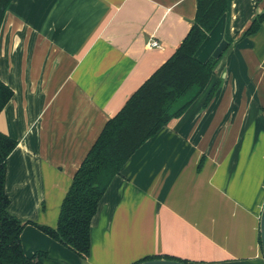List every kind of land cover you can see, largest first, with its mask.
Returning a JSON list of instances; mask_svg holds the SVG:
<instances>
[{
    "label": "crops",
    "instance_id": "crops-1",
    "mask_svg": "<svg viewBox=\"0 0 264 264\" xmlns=\"http://www.w3.org/2000/svg\"><path fill=\"white\" fill-rule=\"evenodd\" d=\"M197 0H12L0 27V80L12 97L0 132L7 212L55 228L72 177L105 122L176 50ZM264 0H229L195 53L217 58L198 98L142 144L102 195L82 259L33 224L20 234L43 264H264ZM157 41L160 48H148ZM214 93L203 105L209 91ZM200 164V167L198 168Z\"/></svg>",
    "mask_w": 264,
    "mask_h": 264
},
{
    "label": "trees",
    "instance_id": "trees-1",
    "mask_svg": "<svg viewBox=\"0 0 264 264\" xmlns=\"http://www.w3.org/2000/svg\"><path fill=\"white\" fill-rule=\"evenodd\" d=\"M11 1L0 0V27ZM228 1L197 0L193 24L174 53L105 122L72 177L60 205L56 227L26 223L33 224L79 258L88 257L90 223L112 179L120 174L127 160L144 142L171 119L181 116L208 84L217 58L202 62L196 59L195 53L226 12ZM262 22L264 12L252 19L245 36L254 34ZM214 90L215 85L205 98L204 106ZM12 95L11 88L0 80V112ZM15 147L16 142L0 132V264H43L46 252L25 255L20 234L26 223L7 212L10 200L5 191L6 161ZM154 258L190 264L188 260L168 255L146 256L135 263Z\"/></svg>",
    "mask_w": 264,
    "mask_h": 264
},
{
    "label": "water",
    "instance_id": "water-1",
    "mask_svg": "<svg viewBox=\"0 0 264 264\" xmlns=\"http://www.w3.org/2000/svg\"><path fill=\"white\" fill-rule=\"evenodd\" d=\"M259 240H260L262 255L264 258V204L262 206L260 216H259ZM134 264H184V263L180 261H176V260H171V259L154 258V259L142 260Z\"/></svg>",
    "mask_w": 264,
    "mask_h": 264
},
{
    "label": "built area",
    "instance_id": "built-area-1",
    "mask_svg": "<svg viewBox=\"0 0 264 264\" xmlns=\"http://www.w3.org/2000/svg\"><path fill=\"white\" fill-rule=\"evenodd\" d=\"M146 45L148 48H160V44L155 40L148 42Z\"/></svg>",
    "mask_w": 264,
    "mask_h": 264
}]
</instances>
